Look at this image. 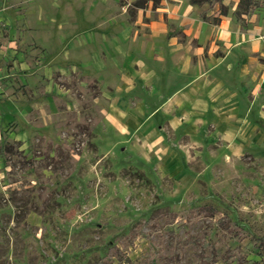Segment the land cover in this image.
<instances>
[{"label":"rangeland","instance_id":"1","mask_svg":"<svg viewBox=\"0 0 264 264\" xmlns=\"http://www.w3.org/2000/svg\"><path fill=\"white\" fill-rule=\"evenodd\" d=\"M159 1L0 0V264H264V120L184 172L144 143L153 63L123 30Z\"/></svg>","mask_w":264,"mask_h":264},{"label":"crops","instance_id":"2","mask_svg":"<svg viewBox=\"0 0 264 264\" xmlns=\"http://www.w3.org/2000/svg\"><path fill=\"white\" fill-rule=\"evenodd\" d=\"M159 4L144 13L150 23H137L123 34L129 39L134 31L131 45L153 63L143 75L149 88L148 103H142L149 130L144 143L163 142L162 151L170 153L166 167L180 172L175 169L184 167L178 160L186 157L185 146L200 145L214 157L215 138L228 141L227 148L241 144L264 120V65L257 62L258 54L264 56V17L255 11L241 26L232 16L217 14L216 23L211 19L216 5L204 17L207 9L202 12L189 0ZM164 127L173 132H162ZM185 139L191 143L183 145ZM206 160L199 174L211 169Z\"/></svg>","mask_w":264,"mask_h":264},{"label":"trees","instance_id":"3","mask_svg":"<svg viewBox=\"0 0 264 264\" xmlns=\"http://www.w3.org/2000/svg\"><path fill=\"white\" fill-rule=\"evenodd\" d=\"M190 3L197 4V5H204L206 3H210L209 8L208 9H212L215 6L214 2L215 0H189ZM217 1V0H216ZM260 0H240V5L239 8H241V11L239 12V14L241 16H252V14L257 11L260 8ZM207 13V11L203 12V15L205 17V14ZM226 14V13H223ZM220 19L219 18H215V22L217 23Z\"/></svg>","mask_w":264,"mask_h":264}]
</instances>
